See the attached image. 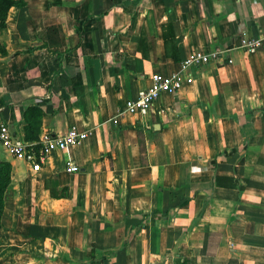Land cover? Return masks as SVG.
Instances as JSON below:
<instances>
[{
	"label": "crops",
	"instance_id": "1",
	"mask_svg": "<svg viewBox=\"0 0 264 264\" xmlns=\"http://www.w3.org/2000/svg\"><path fill=\"white\" fill-rule=\"evenodd\" d=\"M24 1L0 29V123L23 135L22 111L36 105L39 133L87 135L37 170L0 146L11 166L0 264H90L91 247L93 264H264V0ZM241 37L263 47L244 52ZM214 49L144 116L112 122L151 74Z\"/></svg>",
	"mask_w": 264,
	"mask_h": 264
},
{
	"label": "built area",
	"instance_id": "2",
	"mask_svg": "<svg viewBox=\"0 0 264 264\" xmlns=\"http://www.w3.org/2000/svg\"><path fill=\"white\" fill-rule=\"evenodd\" d=\"M261 43L262 40L258 38L241 37L237 46L247 52L260 48ZM219 54L220 50L218 49L206 53L195 52L180 62L179 71L172 72L167 76L151 74L149 86L139 90L135 96L124 100L115 110L112 122H116L119 117L125 114L144 116L159 93L177 90L182 84L191 82L192 77L188 71L185 72L186 69L216 60ZM226 62H231L230 57L226 58ZM86 135L85 131L69 127L63 132L52 135L45 131L40 132L37 140L29 142L23 139L22 134H17L10 130L5 123H0V146L14 158H19L29 164L32 170L39 169L40 164L45 161L51 150H62L79 142ZM66 170L77 171V166L68 165Z\"/></svg>",
	"mask_w": 264,
	"mask_h": 264
},
{
	"label": "trees",
	"instance_id": "3",
	"mask_svg": "<svg viewBox=\"0 0 264 264\" xmlns=\"http://www.w3.org/2000/svg\"><path fill=\"white\" fill-rule=\"evenodd\" d=\"M52 3H54V0L51 1H45L44 6H49ZM25 4L24 0H0V29H3L5 27V18L7 15V11L11 6L19 7ZM160 33H161V39H162V44H163V51L164 55L166 57H170L173 61L177 60V50H176V45L174 41V36H173V31L172 27L169 23H163L160 25ZM41 46L37 47H31L27 48V52H32ZM263 47V42L261 43L260 48ZM0 52H4L0 48ZM261 113L262 109H255V110H250L247 112L248 117H252L255 113ZM42 110L40 107L36 105H27L23 111H22V120L24 122L22 126L23 130V139L29 142L35 141L38 138V133H39V127H40V117H41ZM245 147V141H243V144L240 146V148H231L227 152H233L237 151L240 149H243ZM210 166L214 167L216 162L214 159L209 160ZM10 169L11 166L7 161H0V216L2 213L3 209V193L7 186L9 185L10 182ZM218 176H214L212 184L213 185H219V186H226V187H233L235 186V183L232 181L230 183H221L219 181ZM49 180H45L44 184L47 186V182ZM238 190H241V186L239 185L237 187ZM50 193V190H49ZM52 195V193H50ZM160 214L158 210H154L149 213L150 216H154ZM147 215L143 214L142 218H145ZM94 248H90V264H93L95 261L94 258ZM102 257V256H101Z\"/></svg>",
	"mask_w": 264,
	"mask_h": 264
}]
</instances>
